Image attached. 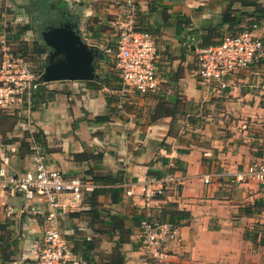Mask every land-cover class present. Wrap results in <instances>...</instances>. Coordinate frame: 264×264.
Segmentation results:
<instances>
[{
  "label": "crops",
  "instance_id": "0c3cea01",
  "mask_svg": "<svg viewBox=\"0 0 264 264\" xmlns=\"http://www.w3.org/2000/svg\"><path fill=\"white\" fill-rule=\"evenodd\" d=\"M28 1L0 0V39L6 34L12 48L7 26L32 23ZM47 1L58 4L55 16L72 17L101 54L127 20L124 0ZM137 6L136 23L159 44V90L144 97L128 93L119 108V77L112 82L119 88L103 83L100 73L94 80L42 81L32 104L18 110L22 118L14 130L0 133V168L9 174L36 161L35 150L22 148L27 134L49 166L94 184L79 199L59 195L51 219L45 199L0 187V264H37L50 227L67 240L71 264H264V192L244 176L251 163L264 160V58L233 75L223 91L209 90L196 74L203 43L240 33L258 16L264 22V11L245 0H137ZM47 54L48 47L45 63ZM165 99L177 103L176 116L153 118ZM168 164L183 183L168 187L147 209L141 185ZM124 182L134 194L126 193ZM148 214L178 226L180 239L167 244L161 263L147 256L140 235Z\"/></svg>",
  "mask_w": 264,
  "mask_h": 264
},
{
  "label": "built area",
  "instance_id": "2783aa9c",
  "mask_svg": "<svg viewBox=\"0 0 264 264\" xmlns=\"http://www.w3.org/2000/svg\"><path fill=\"white\" fill-rule=\"evenodd\" d=\"M124 1L127 20L116 29L114 41L105 45L103 51L105 56H112L110 58L120 79L122 96L138 93L144 97L160 88V50L151 32L136 28L137 0ZM263 33L264 22L255 21L240 33L227 34L217 43L200 46L197 49L196 69L200 81L211 91L226 89L233 75L248 70L254 62L264 58ZM41 74L32 58L12 48L8 36L4 34L0 39V109H27L42 83ZM32 148L36 152L33 166L23 173L14 174L1 167L0 187L28 199H45L50 207L48 218L51 219L55 216L54 209L60 205L59 195L69 193L79 199L94 184L49 166L40 144L34 142ZM171 164H168V168ZM244 176L258 181L264 192V160L251 163ZM209 180V177L205 178L206 182ZM177 183H183V179L169 169L145 180L140 194L146 208L154 207V201L168 187ZM123 187L128 195L134 194L126 182ZM140 235L147 256L157 263L166 260L167 244L180 239L178 226L174 222L153 219L149 214L140 221ZM72 260V250L61 231L56 227L47 229L37 264H71Z\"/></svg>",
  "mask_w": 264,
  "mask_h": 264
},
{
  "label": "water",
  "instance_id": "95a60500",
  "mask_svg": "<svg viewBox=\"0 0 264 264\" xmlns=\"http://www.w3.org/2000/svg\"><path fill=\"white\" fill-rule=\"evenodd\" d=\"M42 39L48 47V54L41 81L94 80L100 77L96 62L101 51L84 39L78 23L66 20L59 25L51 24L42 30Z\"/></svg>",
  "mask_w": 264,
  "mask_h": 264
},
{
  "label": "trees",
  "instance_id": "16d2710c",
  "mask_svg": "<svg viewBox=\"0 0 264 264\" xmlns=\"http://www.w3.org/2000/svg\"><path fill=\"white\" fill-rule=\"evenodd\" d=\"M37 2H39V3L42 2L43 4L40 3V6H38V8L37 7H34V8L28 7V10H27L28 15L31 16L32 22H39L40 20H42V14H40V13L38 14V11H39L41 5H44V8H49L51 6V4L47 0H41V1L38 0ZM245 2L248 5H254L257 9H261L264 11V5L262 3H260L259 0H245ZM137 8H138V6H137ZM137 13H138V11H137ZM224 19H227L226 14L224 15ZM256 21H262L261 17L258 16L256 18ZM136 26H137L136 27L137 29L149 31L146 28H142L138 24V22L136 23ZM91 28L93 29V27H91ZM102 28L103 27H100V29H102ZM29 29H32V23H28L25 25L20 24V25L15 26V27L7 26V30H9L11 32L10 37H13V38H18L21 34L26 33ZM236 33H233V34H236ZM221 39L222 38H220L219 40H221ZM218 41L203 43L201 46H207L210 44H214V43H217ZM28 48H30V46L27 45L26 42H21V47H20L21 50L22 49L26 50ZM31 48H32V52L34 55V59L37 61L43 60L44 61L43 63H45L44 58H45L46 53H47V47H46V44L44 43V41L42 42L41 40H35V42L33 43ZM24 52H26V51H24ZM104 57H105V52L103 51L101 54L100 60H102ZM44 65L45 64H42V68H40V69L43 70ZM112 66H113L112 71H108L105 74V77H103V79H101V81L105 84H110V86H113L115 88H119L120 85L118 87L112 83L115 78H118V75H117L116 70L114 68L115 65L113 64ZM42 84H45V83L43 82ZM122 97L120 96V98L117 99L118 100L117 106L119 107V104H121V106L119 108H123V106H125L124 104L128 103L127 100H125L126 97H123V98ZM177 107H178V105L176 102H171V101H169V99L162 100L159 102L158 106L156 107V110L154 111V115H152V116H153V118L162 117V116H173V118H174L176 116ZM21 118H22V116L20 115L18 110L6 111V110L0 109V133L5 136L7 133L12 132L14 130L15 126L17 125V123L19 122V120H21ZM25 135L26 136L23 139H21L22 148L26 149V152H28V154H32L34 152V149L32 148L31 142L27 138L28 135L27 134H25ZM36 139L37 140L40 139V136L37 135ZM12 140H14V139H12ZM170 168L171 167H169V170H170ZM99 178L105 182H118L119 180L120 181L122 180V178L119 179L117 177L115 179H112L111 177H99Z\"/></svg>",
  "mask_w": 264,
  "mask_h": 264
},
{
  "label": "rangeland",
  "instance_id": "374dc122",
  "mask_svg": "<svg viewBox=\"0 0 264 264\" xmlns=\"http://www.w3.org/2000/svg\"><path fill=\"white\" fill-rule=\"evenodd\" d=\"M41 1V0H40ZM53 2V1H51ZM41 4H43L42 2H40ZM40 3L37 2L36 0L32 1V0H29L28 1V4H26L28 7L30 8H34V7H37L40 6ZM37 4V5H36ZM36 9V8H35ZM37 10V9H36ZM59 7H58V4H51V6L49 8H44V5H41L39 11H38V14H42V16H45V17H53L57 14L60 13L59 11ZM27 13V12H26ZM28 14V13H27ZM23 21V20H22ZM42 21H48L47 18H44L42 19L41 21L39 22H32V30L30 32H28L26 35H24V39H27V40H20V38H12V40H14V43H15V50L18 51V52H21V53H26V55H28L29 57L32 58V60L35 62V65L38 67L39 70L43 71L42 69V64H45L43 63L44 61H37L34 59V55H33V52H32V45L33 43L35 42V40H41L43 42V39H42V29H43V26H45V24H40V22ZM116 27V26H115ZM117 28V27H116ZM143 28V27H142ZM115 32H116V29H115ZM157 39V38H156ZM112 41V40H111ZM21 42H26L27 45H31L30 48L28 49H20L21 47ZM158 42V41H157ZM159 46V44H158ZM26 51V52H24ZM112 58V56H110ZM108 55H106L102 60H100V63H99V73L100 74H106L108 71H112V60ZM45 66V65H44ZM44 69V67H43ZM191 72V70H190Z\"/></svg>",
  "mask_w": 264,
  "mask_h": 264
},
{
  "label": "flooded vegetation",
  "instance_id": "af4514ba",
  "mask_svg": "<svg viewBox=\"0 0 264 264\" xmlns=\"http://www.w3.org/2000/svg\"><path fill=\"white\" fill-rule=\"evenodd\" d=\"M63 15L62 16H53V17H44V18H47L48 21H42L40 22V24H45V26H43V29L50 26L51 24H55V25H59L60 23L66 21V20H74L72 17H70L69 15H66L67 13L66 12H62ZM42 18V19H44ZM41 21V20H40ZM42 29V30H43Z\"/></svg>",
  "mask_w": 264,
  "mask_h": 264
}]
</instances>
